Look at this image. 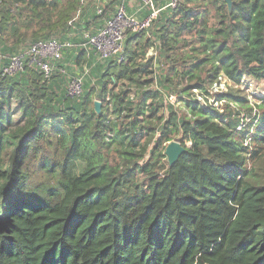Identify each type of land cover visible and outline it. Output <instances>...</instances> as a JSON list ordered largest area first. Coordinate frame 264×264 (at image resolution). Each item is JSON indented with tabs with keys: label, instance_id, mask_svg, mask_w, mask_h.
I'll use <instances>...</instances> for the list:
<instances>
[{
	"label": "trees",
	"instance_id": "1",
	"mask_svg": "<svg viewBox=\"0 0 264 264\" xmlns=\"http://www.w3.org/2000/svg\"><path fill=\"white\" fill-rule=\"evenodd\" d=\"M197 1L129 32L71 98L59 73L4 67L35 41L84 42L120 0L102 14L94 0H0V264H264V104L248 123L230 107L250 109L246 96L191 98L222 75L264 81V0H210L212 26ZM174 139L186 151L170 165Z\"/></svg>",
	"mask_w": 264,
	"mask_h": 264
},
{
	"label": "built area",
	"instance_id": "2",
	"mask_svg": "<svg viewBox=\"0 0 264 264\" xmlns=\"http://www.w3.org/2000/svg\"><path fill=\"white\" fill-rule=\"evenodd\" d=\"M162 3L159 5L158 0H120L113 14L105 20L98 32L86 34L84 42L77 45L58 35L35 41L24 51H18L11 56L9 64L4 67V73H17L25 65L39 69L46 78L59 73L66 78V95L71 98L80 97L90 69L86 68L83 73H72L68 68L70 64L64 62V52L76 45L84 47L86 55L93 54L97 61L121 57L129 32L139 33L149 29L153 19L162 10L176 8L180 0H163ZM129 7L134 10L130 11ZM103 9L104 6H99L98 13L102 14Z\"/></svg>",
	"mask_w": 264,
	"mask_h": 264
},
{
	"label": "rangeland",
	"instance_id": "3",
	"mask_svg": "<svg viewBox=\"0 0 264 264\" xmlns=\"http://www.w3.org/2000/svg\"><path fill=\"white\" fill-rule=\"evenodd\" d=\"M91 1L92 0H85V4H84L85 7L90 6ZM108 1L109 0H94L97 7L106 5L108 3ZM162 1L163 0H158L159 5L163 4ZM195 4L202 7L203 9H205V11H203L204 17L208 21L209 25L212 26L215 22V6H214V4H212L210 0H204V1H200V2L197 1ZM93 26H96V25L91 24V26H90L91 28H89L88 31L93 30V32H94ZM188 37H192V35H188ZM5 38H6L5 44H7L8 46H11L13 44V38L9 39L8 33L5 34ZM25 43L28 44V43H30V41L23 42V44H25ZM2 46H3V41H1V43H0V50H1ZM77 53H78V49H77L76 45H74L72 48H70L69 50L64 52V62L67 64H70L68 68H70V71L72 73L73 72L83 73L86 68H89L91 70L92 65H94V66L97 65L96 64V63H98L97 59L93 54L91 56L90 55H86V57L84 56V58L81 60V63L77 65V63L75 61ZM91 53H92V51H91ZM67 57H68V59H66ZM92 58H94V59L91 60ZM89 62H92V64H90ZM90 70H89L88 74L86 75V78L90 75V72H91ZM94 79H95V77H94ZM238 88H240V89L238 90ZM228 90L233 91L236 95L246 96L248 98V104L251 107L250 109H245V107L241 108L240 105L237 104V102L230 103V105H231L230 107L232 109H235V110H236V108L241 109V111H242L241 116L243 117L245 122L250 123L251 122L250 120L252 119L253 116H257V117L259 116V114L261 112V110L259 112V109H260L259 106L264 104V102L262 103V100L264 99V81L254 80L250 77H245L244 82L241 85H237V84H234L233 82H231L228 78H225L224 75H222L217 79V81H215L212 84V86H210V88H209V92H210L209 94L210 95H208L207 93H204L200 89H194L193 90V97L191 96V98L192 99L197 98L202 103L212 101L214 105L222 108L223 107L222 103L225 101L222 100V101L218 102V100H216V98H218V96L223 95ZM207 97H208V99H207ZM170 100H171L172 104L175 105L176 109H179L181 112H185L186 114L189 113L188 110L185 108V101L184 100H181L178 96H171ZM101 106H102V103H101ZM11 112L13 114V118L15 119V122H17V123L20 122L22 119V115H21V111L18 109V105H17V102L15 100H13V102H12ZM252 128H254V127H252ZM174 140H176V139H174ZM248 142H250V139H248ZM255 172H257L256 176L258 178L264 176V159L261 161V163L259 165H257L255 167Z\"/></svg>",
	"mask_w": 264,
	"mask_h": 264
},
{
	"label": "water",
	"instance_id": "4",
	"mask_svg": "<svg viewBox=\"0 0 264 264\" xmlns=\"http://www.w3.org/2000/svg\"><path fill=\"white\" fill-rule=\"evenodd\" d=\"M229 7L232 6V0H225ZM96 110H101V101H95ZM186 151V148L179 140H172L166 143L165 154L167 155V160L170 165L176 163V161L181 157V155Z\"/></svg>",
	"mask_w": 264,
	"mask_h": 264
},
{
	"label": "crops",
	"instance_id": "5",
	"mask_svg": "<svg viewBox=\"0 0 264 264\" xmlns=\"http://www.w3.org/2000/svg\"><path fill=\"white\" fill-rule=\"evenodd\" d=\"M129 10L132 11V10H134V9H133L132 7H129Z\"/></svg>",
	"mask_w": 264,
	"mask_h": 264
}]
</instances>
